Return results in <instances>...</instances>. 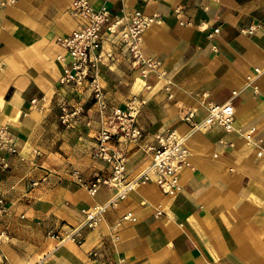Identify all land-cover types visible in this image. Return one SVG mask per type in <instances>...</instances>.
<instances>
[{"label":"crops","instance_id":"1","mask_svg":"<svg viewBox=\"0 0 264 264\" xmlns=\"http://www.w3.org/2000/svg\"><path fill=\"white\" fill-rule=\"evenodd\" d=\"M71 1L0 0V126L17 144L0 151L9 264H111L119 256L127 264H264V0H89L114 14L159 15L141 43L157 66L133 67L114 46L98 77L111 106L144 100L137 124L145 140L173 130L190 162L166 194L141 176L151 163L143 150L110 140L134 185L93 228L83 224L85 210L108 204L116 189L87 191L111 171L92 156L103 115L88 90L59 82L70 57L56 40L80 23ZM62 97L85 109L70 126L59 119ZM224 102L235 108L231 130L198 125L209 104ZM128 212L136 220L123 219ZM74 228L79 243L48 234Z\"/></svg>","mask_w":264,"mask_h":264},{"label":"built area","instance_id":"2","mask_svg":"<svg viewBox=\"0 0 264 264\" xmlns=\"http://www.w3.org/2000/svg\"><path fill=\"white\" fill-rule=\"evenodd\" d=\"M69 13L78 18L80 23L70 34L59 36L56 40L70 57L64 64L59 82L73 88L84 87L89 91L103 115L102 127L95 134L96 145L92 156L105 161L111 170L108 177L96 175L86 184V189L90 194H95L102 185L116 189L108 204L95 205L85 210L83 224L93 228L108 205H115L134 185V182L126 181L125 153L120 148L109 145L110 140L114 139L117 143H134L143 150L150 157L151 163L141 176L144 180L155 181L166 194L175 192L181 172L190 166L189 152L183 145L182 138L173 130L165 134H155L153 141L145 140L143 131L137 124V116L144 100L134 97L125 108L111 106L98 77V65L115 60L114 46L125 48L126 58L133 67H145L143 70L146 71L157 66L155 60L143 56L141 43L145 30L160 20L159 15H145L140 10L114 14L105 6L94 8L89 0H72ZM214 31H218V28ZM104 42H108L110 46L105 48ZM58 59L65 61L63 56H58ZM256 72H260V69L257 68ZM58 108L59 119L66 126L78 122L85 112L80 101L71 102L66 97L59 100ZM207 111L206 117L198 125L207 128L218 124L226 130L233 128L235 108L231 102L209 104ZM16 147V139L10 128L0 126V151L14 152ZM6 212L7 203L0 194V264H9L2 250L3 243L9 237L7 227L3 224ZM123 219L136 220L131 212L126 213ZM77 230L78 228H74L65 237L52 230H49L48 234L60 240L67 238L79 243L80 238L75 236ZM111 264H127V261L119 256Z\"/></svg>","mask_w":264,"mask_h":264}]
</instances>
